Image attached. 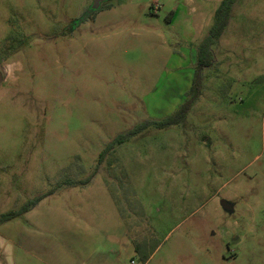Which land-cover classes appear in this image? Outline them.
Returning a JSON list of instances; mask_svg holds the SVG:
<instances>
[{
  "label": "rangeland",
  "instance_id": "374dc122",
  "mask_svg": "<svg viewBox=\"0 0 264 264\" xmlns=\"http://www.w3.org/2000/svg\"><path fill=\"white\" fill-rule=\"evenodd\" d=\"M0 0V264H264V0ZM234 203L225 211L219 201Z\"/></svg>",
  "mask_w": 264,
  "mask_h": 264
},
{
  "label": "trees",
  "instance_id": "16d2710c",
  "mask_svg": "<svg viewBox=\"0 0 264 264\" xmlns=\"http://www.w3.org/2000/svg\"><path fill=\"white\" fill-rule=\"evenodd\" d=\"M236 1L237 0H221L217 8L215 9L213 22L209 28V32L197 48L196 61H195L196 64H195L192 84L186 94L185 101L180 105V107H178L174 112L160 119L144 122L143 124L130 129L126 133L118 134L116 138L113 141H111L106 146V148L100 153L101 158L110 148H112L114 144L120 145L126 142L129 137L135 135L144 127L150 125L158 128H164L169 125L179 124L185 120L190 105L192 104V102L196 100V98L199 95V90L201 85V71L204 67L209 66L212 62V56H213L212 45L215 43L216 39L220 37L224 29L226 28L229 22L232 6ZM87 17H88V13L85 12L77 20H75L76 25L87 20L88 19ZM2 60L3 58L0 57V62ZM41 198L42 196L35 197L24 203L18 210H11L2 213L0 215V224L12 220L20 216L21 214L29 211L30 209H32V207H34L38 203V201Z\"/></svg>",
  "mask_w": 264,
  "mask_h": 264
},
{
  "label": "water",
  "instance_id": "95a60500",
  "mask_svg": "<svg viewBox=\"0 0 264 264\" xmlns=\"http://www.w3.org/2000/svg\"><path fill=\"white\" fill-rule=\"evenodd\" d=\"M106 0H92L91 5L89 7V10L87 11L88 15L92 14L94 11L98 10L100 8V5L102 2ZM4 80V73L0 68V84ZM221 207L228 212L234 211V203L226 198H221L219 201Z\"/></svg>",
  "mask_w": 264,
  "mask_h": 264
},
{
  "label": "flooded vegetation",
  "instance_id": "af4514ba",
  "mask_svg": "<svg viewBox=\"0 0 264 264\" xmlns=\"http://www.w3.org/2000/svg\"><path fill=\"white\" fill-rule=\"evenodd\" d=\"M89 16H90V15H88V17H87V18H89Z\"/></svg>",
  "mask_w": 264,
  "mask_h": 264
}]
</instances>
